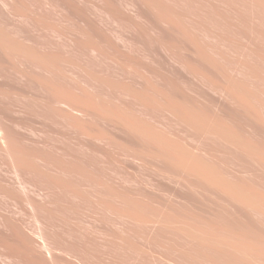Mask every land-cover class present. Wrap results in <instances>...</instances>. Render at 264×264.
Wrapping results in <instances>:
<instances>
[{
	"label": "bare ground",
	"instance_id": "obj_1",
	"mask_svg": "<svg viewBox=\"0 0 264 264\" xmlns=\"http://www.w3.org/2000/svg\"><path fill=\"white\" fill-rule=\"evenodd\" d=\"M42 1L76 26L0 0V258L264 264V0ZM117 156L181 212L131 232Z\"/></svg>",
	"mask_w": 264,
	"mask_h": 264
},
{
	"label": "rangeland",
	"instance_id": "obj_2",
	"mask_svg": "<svg viewBox=\"0 0 264 264\" xmlns=\"http://www.w3.org/2000/svg\"><path fill=\"white\" fill-rule=\"evenodd\" d=\"M26 1V0H25ZM39 2V3H38ZM27 5H26V11L28 12V13H31V14H36V15H38L39 17H41L42 15V19H44L45 20V17H46V20H47V22H48V18H50V16L51 15H58L57 16V21L56 20H53V19H56V16H55V18L54 17H52L51 16V21H52V23H50V20H49V22H48V24L50 23V26H52L54 23H53V21H55V26H57L56 24H58V25H60V24H62V25H64V23H65V21H66V23L69 25V26H71L72 27V24L74 23V24H76L77 23V17L76 16H74L73 15V17L72 18H74V19H72V22H71V20H67L68 18H65V20H63L62 21V18L60 17V14H55V12L52 10V12H50L51 11V8L49 7V6H47L46 4H45V2L44 1H42V0H27ZM25 3V4H26ZM46 5V7H45V5ZM29 9H28V8ZM48 7V8H47ZM32 9V10H31ZM30 11V12H29ZM46 12H50V13H52V14H48V13H46ZM54 12V13H53ZM50 15V16H49ZM48 16V17H47ZM71 16V15H70ZM70 16H69V18H70ZM58 18H61V20L59 19L58 20ZM71 19V18H70ZM74 20V21H73ZM71 22V25L69 24L70 22ZM66 23H65V26H66ZM52 24V25H51ZM73 24V27L74 26H76V25H74ZM54 26V25H53ZM54 26V27H55ZM28 30V29H27ZM82 58H84V57H82ZM18 100V99H17ZM55 135V134H54ZM53 134H51L50 136H53V139L54 140H56V143L58 144V145H63L64 143V140L61 138V136L59 135V134H56V136H58L59 137V142H57V139H58V137L57 138H54V137H56V136H54ZM61 139V140H60ZM75 145V144H74ZM77 146V145H76ZM28 147H30L29 149L30 150H32L31 152L33 153V152H35L37 149L35 148V150H34V146L33 145H28ZM74 148V150H76L78 147H76V149H75V146H73ZM80 148H79V152H80ZM38 151V150H37ZM77 152V151H76ZM1 157V156H0ZM1 158H4L3 160L4 161H6L5 160V158L6 157H1ZM0 158V159H1ZM2 159H1V165H3V163H4V165L6 166V163H7V165H8V160L6 161V162H2L3 161ZM113 161V163H114V167L118 170V172L120 173V174H122L125 178H123V179H121V184H122V191L124 192V194H130L129 196H130V198H131V200H135L138 204V206H131V207H124V212H127V213H130L129 211H131V212H134L135 214H136V216L138 217V219H137V221L135 222V223H127L126 225H130V230H131V232H135V231H137V233L138 232H142L143 231V228H144V225H153L152 223H142V221H141V218H145V216H147L148 215V213H150L151 211H157L158 213H160L163 217H170V216H174V215H178L180 212H181V207L179 206V205H176V208H169V207H167V203L169 202V198L163 193L162 194V192H160V191H156V190H150V189H148V188H146L144 185H141V183H142V181H143V178H145L146 176H148V173H149V171H148V168H146L145 166H143L141 163H137V162H135V161H132V160H130V159H126V158H124V157H113V158H111L110 159V162H112ZM3 165V166H4ZM4 166V167H5ZM139 193V194H138ZM140 193H142L141 195H140ZM0 199H2V197H3V195H1L0 194ZM5 197V196H4ZM6 201V198H3V201ZM7 200H9L8 198H7ZM3 201L1 200L0 201V207H2L1 205H3L4 203H6V204H9L10 202V204H9V206L11 207L12 205V207L14 208H16V207H19V205L18 204H20V203H16L15 201L13 202L12 200H9V201H4V203H3ZM9 202V203H8ZM14 203H16L17 204V206H14L15 204ZM6 204H4L5 206V209H3V208H1L0 210L3 212V211H5L4 212V215L6 214V216H8L9 217V214L8 213H11L10 214V217L13 219H16L17 217H22V219H23V217H25V219L28 221V220H30L29 222H27V223H30V224H32L31 223V218H29L28 217V215H25V214H27V212H25L23 209H26L25 207L23 208L22 207V205L23 206H25L24 204H20V206L21 207H19V208H16L18 211L19 210H21V212L19 211L18 213H20L16 218L14 217V215H17L18 213L16 212V209L14 208H12V209H9V211H7L8 209L6 208V207H9V206H6ZM9 207V208H10ZM21 208V209H20ZM3 209V210H2ZM10 210H12L11 212H10ZM7 211V212H6ZM2 212H0L1 214L0 215H3V213ZM13 212V213H12ZM24 212H25V214H24ZM17 213V214H16ZM8 214V215H7ZM21 214H23V215H21ZM25 215V216H24ZM21 217L19 218V219H21ZM29 218V219H28ZM18 219V218H17ZM21 219V220H22ZM126 219V218H125ZM24 222H26L25 220H24ZM25 227H27L26 229H28L27 230V234L29 233V234H31V235H34V233H33V230H31L30 228H32V227H34V226H32V227H28L29 225H24ZM31 226V225H30ZM106 226V225H105ZM109 225H107V227H108ZM106 227V228H107ZM26 229H25V231H26ZM165 231H166V229H165ZM162 234H163V231L161 232ZM166 233V232H165ZM82 234H83V232H81V233H79V236L78 237H81L82 236ZM166 234H168V233H166ZM164 235V234H163ZM70 243H79V244H81V245H85L84 243H83V241L81 240V239H70ZM93 250V249H92ZM107 250V249H106ZM95 254H94V253ZM92 253L94 254V255H96L97 257H98V255L100 256H103L102 254H99V253H97L96 252V250L95 251H93ZM107 252H108V250H107ZM105 254H107L106 253V251H105ZM108 255V254H107ZM89 256H90V258H89ZM106 256V255H105ZM95 257V256H94ZM91 254H88L87 253V255H85V253L83 252V250H80L79 251V253L77 254V257L76 258H78L80 261H78V263L79 264H90L88 261H92L91 262V264L93 263V261L94 262H96L97 264H105V263H107L106 261H102V260H99V259H97V258H94ZM122 257H123V259L125 260V264H136L137 262H139V259H137L136 261L134 260V259H129L130 258V256H126V254L125 255H122ZM8 258V257H7ZM6 257H5V259H7ZM146 258V257H145ZM148 258H150L151 260H152V258L151 257H148ZM148 258L147 259H144V258H141L140 259V263L142 264H145V261H148ZM10 259V258H9ZM89 259H91V260H89ZM129 259V260H128ZM143 259H144V261H143ZM15 260V259H14ZM14 260H12V261H14ZM19 260V259H18ZM18 260H15L16 261V263L18 262ZM24 259H22V260H20V261H23ZM29 260V259H28ZM28 260H25V263H24V261H23V264H26V262L28 261ZM97 260V261H96ZM133 262H136V263H131V261ZM150 260V261H151ZM8 261V260H7ZM6 260H4V257L3 258H0V264H9V263H11L12 261L11 260H9V261H11V262H7ZM14 261V262H15ZM20 261L18 262V263H20ZM147 262V264L149 263V264H152V263H154L155 264V262H153V261H155V260H152L151 262ZM14 262H12V264L14 263ZM29 262V261H28ZM27 262V263H28ZM15 263V264H16ZM30 263H31V261H30ZM29 263V264H30ZM96 263H93V264H96ZM140 263H137V264H140ZM21 264H22V262H21ZM32 264H35L34 262H32Z\"/></svg>",
	"mask_w": 264,
	"mask_h": 264
}]
</instances>
